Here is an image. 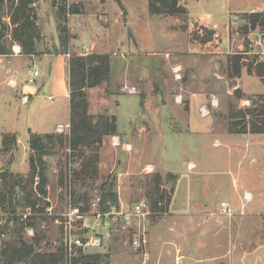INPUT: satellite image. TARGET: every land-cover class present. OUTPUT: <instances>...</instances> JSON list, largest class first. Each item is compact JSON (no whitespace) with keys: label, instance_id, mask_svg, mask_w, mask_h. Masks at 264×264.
<instances>
[{"label":"rangeland","instance_id":"rangeland-1","mask_svg":"<svg viewBox=\"0 0 264 264\" xmlns=\"http://www.w3.org/2000/svg\"><path fill=\"white\" fill-rule=\"evenodd\" d=\"M65 1L41 0L34 6L42 29L38 58L64 54L61 39L58 46L54 44L61 38L59 26L64 20L59 9ZM81 1L91 9L95 0ZM121 1L124 15L110 0L113 16L101 17L104 14L98 12L99 20L91 19L93 34L73 35L82 26L71 17L66 23L70 36L66 54L110 56V86L88 90L90 109L95 115H116L120 137L133 144L114 146L112 136L105 137L95 182L77 178L81 160L73 157L67 142L56 140L45 157V184L31 175L29 135L70 133L66 127L60 133L59 126L55 133L45 132L69 120L64 95L69 85L67 59L22 56L27 54L17 43L12 56L0 57V174L8 185L5 188L0 177V193L7 195L6 204H0V250L20 232L33 253L64 254L65 264L94 253L106 256L104 264H264V135L231 134L228 120L230 106L254 107L252 99L264 95V79L245 76L233 85L224 74L229 54H245L247 65L255 56L264 62L263 30L246 35L240 30L246 26L245 13L264 12V0H188L189 16L183 19L151 15L148 0ZM10 3L0 2L7 24ZM204 22L216 25L220 36H213ZM13 28L6 34L11 36ZM91 38H98L96 46L90 44ZM177 67L180 81L175 78ZM8 69L11 74L6 77ZM243 70L248 72L246 67ZM36 71L41 76L30 83ZM26 87L37 96L35 103L17 107L15 102ZM237 88L245 92L242 100L236 99ZM140 95L151 98L148 109H142ZM177 95L183 96L182 103L176 102ZM192 95H197L195 100ZM24 99L23 104H28ZM202 107L209 109L207 117L202 116ZM171 117L177 123L172 124ZM7 135H16L17 141L8 137L3 144ZM147 168L153 171L148 173ZM113 173H118L119 206L129 214L134 205L149 204L139 182L153 176L162 177L167 194L176 185L170 208L163 214L151 212L147 218L134 215L129 223L114 215L116 207L102 211L97 188ZM170 174L178 181H169ZM16 178L23 186L11 196L10 185ZM27 195L35 207L28 206ZM223 202L233 208L232 217L222 212ZM77 208L79 213L74 211ZM143 232L147 245L137 248L134 242ZM77 238L84 242L100 238L102 245L74 250L71 256L70 242Z\"/></svg>","mask_w":264,"mask_h":264},{"label":"trees","instance_id":"trees-1","mask_svg":"<svg viewBox=\"0 0 264 264\" xmlns=\"http://www.w3.org/2000/svg\"><path fill=\"white\" fill-rule=\"evenodd\" d=\"M11 3V22L4 23L0 14V56H12L13 43H17L23 54H37L36 45L42 41V29L38 24L35 15L34 6L41 0H9ZM56 1V0H54ZM119 3L120 1L117 0ZM188 0H148L149 13L151 15L186 18L189 16L187 8ZM4 4V0H0ZM121 7L122 4H120ZM64 12L66 15H64ZM60 18L64 26H59L61 34V45L65 51L68 50L70 36L67 31V19L74 14H79L80 9L76 4L65 1V6L59 9ZM67 17V18H65ZM244 21L246 26L240 28L243 35L260 28L264 33V12L245 13ZM13 26L12 35H7L10 26ZM239 30V32H240ZM213 36L215 35L214 32ZM67 53V52H64ZM245 54H229L226 60V71L224 74L232 81L242 77V71L246 67L250 74H255L264 79V62H259L258 57H254L251 64H246ZM111 78V59L107 55H77L73 54L69 59V86H70V133L68 136L59 134H35L29 135V145L33 152L30 158L31 175L39 180L46 181V163L45 157L50 155V145L53 141L59 144L68 143V148L74 158L81 160V168L77 172V178L84 183L86 181H97L99 177V149L107 136H118V119L116 115L98 114L95 115L90 109L88 90L101 87L103 84L110 83ZM237 100H242L245 94L240 88L235 90ZM253 108L238 110L234 105L229 107L228 120L229 132L231 134L251 133L253 135H264V95H260L257 100H253ZM242 126V127H241ZM17 141L16 135H7L3 144L8 143V138ZM6 180V177L1 176ZM169 181L176 182L178 177L170 174L167 176ZM118 173L109 175L97 188L101 192L99 206L106 212L111 208H119V199L116 192V183ZM145 189V195L149 202L151 212L154 214H163L171 206L173 189L169 194L165 193L163 188V179L161 176L148 177L139 182ZM7 181L4 187L7 188ZM22 181L17 178L10 185V195H14V189L22 187ZM44 193L43 190H40ZM86 196V194H85ZM29 195L26 196L28 206L35 207ZM7 200L6 193H0V204L5 205ZM80 201V199H78ZM2 264H65V256L56 253H33V249L27 244L23 235L19 232L15 234L13 240L4 244V249L0 250ZM105 255L94 253L81 255L74 260V264H104Z\"/></svg>","mask_w":264,"mask_h":264},{"label":"crops","instance_id":"crops-1","mask_svg":"<svg viewBox=\"0 0 264 264\" xmlns=\"http://www.w3.org/2000/svg\"><path fill=\"white\" fill-rule=\"evenodd\" d=\"M69 1V3H71V4H76V5H78L79 6V9H80V13L79 14H74V15H72L71 16V20H73L74 18V20H75V24H78L79 25V28L82 26V29L83 30H77V28H76V31L75 30H73V31H75V33L73 34V35H76V34H79V35H82V36H84V35H87V34H93V26H92V23H91V19H96V20H99L98 18H97V16L98 15H96L98 12L99 13H103L104 15H102L101 17H108V16H113L112 15V13H110L109 12V10H110V7H109V4H108V2L110 1V0H107L106 2H103V0H95L94 2H91V4L89 5V6H91V9H88V7L86 8L85 7V4L83 3V1H81V0H68ZM71 1V2H70ZM111 1H113L114 2V4L116 5V6H118V8H119V10H121L122 9V7H121V5H120V3L117 1V0H111ZM120 2H122L121 0H119ZM123 3V2H122ZM105 9V10H104ZM253 12V11H252ZM255 12H259V11H255ZM261 12H263V11H261ZM251 13V12H250ZM121 15L123 16L124 14H123V12H122V10H121ZM115 17V16H114ZM120 17V16H119ZM118 16H116L115 17V20L118 22L120 19H118L119 18ZM192 18H194V17H192ZM195 19H197V18H195ZM197 20H199L201 23H202V21L200 20V19H197ZM205 23V22H204ZM203 24V23H202ZM205 25H207V26H210L211 27V29H213V32L215 33V37H216V35H218V36H220L219 34H218V32H217V30H216V25H211V24H208V23H205ZM89 31H90V33H89ZM229 36H230V31H229ZM229 36H228V38H229ZM222 37V36H221ZM59 39L60 38H58V39H56V41H55V46H58L59 45ZM95 40V41H94ZM96 40H98V38H91V45H93V42H94V45H95V43H98ZM223 41V40H222ZM210 43V42H209ZM221 44H222V42H221ZM230 44H231V40H230V38H229V47H230ZM87 46V45H86ZM96 46V45H95ZM221 46V45H220ZM39 48L37 47V50H38ZM64 52H67V51H64ZM209 53H211V55H216L217 54V52H209ZM264 53V52H263ZM153 54H155V53H153ZM22 56H26V57H30V58H37L36 60H41V61H43L44 59H47V58H49V61H51L52 59L51 58H56V57H63V58H65V59H67V61L69 62V58H67L66 57V53H64V54H59V55H52V54H43L42 56H39V58L37 57V55H22ZM1 58H4V56H0ZM14 57V56H13ZM15 58V57H14ZM9 61H11V58H9ZM263 61H264V59H263ZM67 62V63H68ZM52 69V67H50V70ZM51 72H52V70H51ZM248 72L247 71H244L243 70V72H242V77H241V79H239L240 81H242L243 79H244V77L246 76V77H248V78H258L256 75H250L249 73V75L247 74ZM9 74H11V71H10V69H8V71L5 73V75H6V77L9 75ZM40 76H41V74H40ZM39 76V77H40ZM259 79V78H258ZM5 82V81H4ZM6 82H8V85H9V81H7L6 80ZM18 82V81H17ZM18 85H19V83H18ZM10 86V85H9ZM13 89V88H12ZM16 89V88H15ZM243 91V90H242ZM244 92V91H243ZM245 93V92H244ZM21 95V97L20 98H18V101H16L15 103L17 104V107L20 105V107L21 106H28V105H30V104H33V103H35V100H36V95H33V91H29L28 90V87H26V88H24L23 89V91H22V93L20 94ZM65 97H66V99H67V109H68V114H69V120L67 121V122H61V123H58V124H55L54 126H53V128L51 129V130H48V131H45L46 133H55L56 132V130H57V127L58 126H64V127H66V128H70V113H71V108H70V86L68 85V92H66L65 94ZM141 96V95H140ZM178 96H181L182 97V99H183V96L182 95H177V96H175V100H176V98L178 97ZM195 96H197V95H192V100H195ZM28 98V104H23V102L21 101V98ZM50 99H52L53 97H49ZM141 99H142V103H141V106H142V109H143V107H145V109H148V103H149V101H150V97H147V98H143L142 96H141ZM19 102H20V104H19ZM162 103L164 104V106H167V104H165V100L164 101H162ZM178 103V102H177ZM57 115V114H56ZM144 115V114H143ZM172 119H171V122H172V124L175 122V123H177L174 119H173V117H171ZM175 118V117H174ZM37 126H38V128L41 130V128H42V123H38V124H36ZM144 129H147V127L145 126L144 127ZM17 133V132H16ZM19 133V132H18ZM38 133H44V132H42V131H40V132H38ZM112 141H116V142H120L121 144H123V146H125V147H133V144H132V142H130V141H126V142H123V140H122V138L120 137V135H118V136H112ZM121 166H122V164H121Z\"/></svg>","mask_w":264,"mask_h":264},{"label":"built area","instance_id":"built-area-1","mask_svg":"<svg viewBox=\"0 0 264 264\" xmlns=\"http://www.w3.org/2000/svg\"><path fill=\"white\" fill-rule=\"evenodd\" d=\"M67 57L71 58V54H66ZM86 56V55H85ZM174 73H175V78L176 80L180 81L182 80V74H181V69L179 67L175 68L174 69ZM40 76V73L38 71L34 72L33 74V77L29 80L30 83H34L35 82V78L39 77ZM17 84H15L14 82L11 84L12 87H15ZM135 93L137 92L135 89L133 90ZM24 100H28V98H25ZM176 102L178 103H182V97L181 96H178L176 98ZM215 104V101L213 102ZM200 112L202 114L203 117H207L209 114H210V111L207 107H202L200 109ZM65 127L64 126H59L58 127V131L60 133H62L64 131ZM114 146H120V142H115L113 143ZM148 173L152 172L153 170L151 168H147L146 170ZM245 197H247V200L250 201L251 198H249V196L247 194H245ZM245 205H243V210H242V214H244V207ZM222 212L229 216V217H232L233 214H234V210L233 208L228 205L227 203L223 202L222 205ZM133 212L129 214L128 211H126L125 207L124 206H121L120 208H115L114 209V215L118 216V217H122L124 218V221L129 223L131 221V218L135 215L137 217H143V218H147L149 215H151V210H150V206L148 203L146 202H142V203H138L136 205H134V208H133ZM74 211H76L77 213H79V209H75ZM113 214V213H112ZM101 216V215H99ZM144 238H143V237ZM141 236V238L139 240H136L134 242V245L137 247V248H142V247H146L147 245V239H146V236H145V233L143 232V235ZM102 245V242H101V239L100 238H92L90 241L88 242H84L82 239L80 238H77L75 240H72L70 242V247H69V250H70V254L71 256H74V254L72 253V251L74 250H77V249H82V248H87V247H100Z\"/></svg>","mask_w":264,"mask_h":264}]
</instances>
